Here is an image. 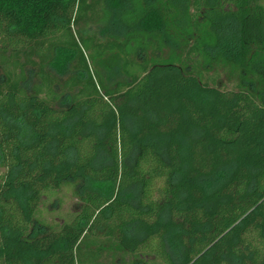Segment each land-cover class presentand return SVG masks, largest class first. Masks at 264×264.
Instances as JSON below:
<instances>
[{
    "label": "trees",
    "instance_id": "obj_1",
    "mask_svg": "<svg viewBox=\"0 0 264 264\" xmlns=\"http://www.w3.org/2000/svg\"><path fill=\"white\" fill-rule=\"evenodd\" d=\"M106 17L124 41L79 30ZM169 29L194 34L185 60H131L130 42L168 40ZM107 54L129 81L107 84ZM201 57L239 82L204 78ZM72 60L81 76L59 90L48 67ZM70 179L79 211L38 225L42 197ZM121 254L264 264L263 0H0V264Z\"/></svg>",
    "mask_w": 264,
    "mask_h": 264
},
{
    "label": "rangeland",
    "instance_id": "obj_2",
    "mask_svg": "<svg viewBox=\"0 0 264 264\" xmlns=\"http://www.w3.org/2000/svg\"><path fill=\"white\" fill-rule=\"evenodd\" d=\"M79 30L86 36H94L103 41L107 39L124 41L127 34L125 28H120L118 25L113 24V21L108 19V17L89 22ZM168 32L170 35L168 40L162 39L157 35L153 38H148L145 44L130 42L127 49L131 60L145 65L167 58H172L176 61L185 60L194 34L190 36L187 32H182L179 29H169ZM103 59H107V65L105 64V68L103 67V76L109 86L114 85L118 81L130 80L121 67L123 58L107 54ZM197 61H199V66L203 68L204 78L215 81L219 87L230 88L235 86L240 80L238 70L231 66L213 62L206 68L202 57L197 59ZM74 64L75 60L65 64L59 61L48 67L49 72L57 79L59 85L57 88L59 90H61V86L69 77L81 76L80 71L75 69ZM111 65L113 66L111 67ZM25 73L27 80L23 83V86L26 90L32 92L35 85L39 83L37 70L28 67ZM79 187L78 180L70 179L60 190L44 195L41 199L39 214L37 215L38 225L40 223L44 224V226L56 227L64 221L70 220L80 209V198L77 194ZM117 256L107 257L105 255L102 257L101 263L131 264L130 256L123 254Z\"/></svg>",
    "mask_w": 264,
    "mask_h": 264
}]
</instances>
